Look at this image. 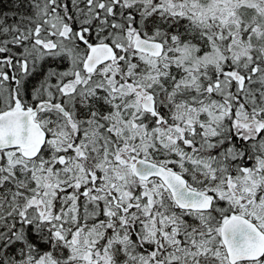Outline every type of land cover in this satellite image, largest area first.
I'll list each match as a JSON object with an SVG mask.
<instances>
[{"label": "snow or ice", "instance_id": "snow-or-ice-1", "mask_svg": "<svg viewBox=\"0 0 264 264\" xmlns=\"http://www.w3.org/2000/svg\"><path fill=\"white\" fill-rule=\"evenodd\" d=\"M0 264H264V0H0Z\"/></svg>", "mask_w": 264, "mask_h": 264}]
</instances>
